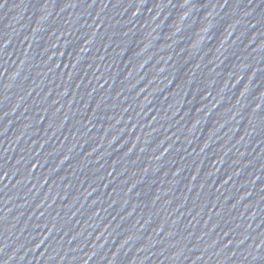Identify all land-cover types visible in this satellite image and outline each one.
<instances>
[{"label": "water", "instance_id": "water-1", "mask_svg": "<svg viewBox=\"0 0 264 264\" xmlns=\"http://www.w3.org/2000/svg\"><path fill=\"white\" fill-rule=\"evenodd\" d=\"M0 264H264V0H0Z\"/></svg>", "mask_w": 264, "mask_h": 264}]
</instances>
